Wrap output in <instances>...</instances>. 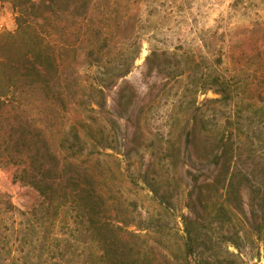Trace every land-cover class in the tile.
Listing matches in <instances>:
<instances>
[{
    "label": "trees",
    "instance_id": "obj_1",
    "mask_svg": "<svg viewBox=\"0 0 264 264\" xmlns=\"http://www.w3.org/2000/svg\"><path fill=\"white\" fill-rule=\"evenodd\" d=\"M2 1L16 28L0 32V164L40 197L29 210L17 209L24 222L17 264L27 263L31 248L38 250L34 264H43L44 253L64 258L77 250H87L82 264H245L244 242L259 240L264 250L263 21L239 29L212 60L188 48L179 56L150 49L143 75L164 73L161 92L174 88L178 106L158 161L148 164L141 183L121 165L119 122L107 107V90L140 52L130 15L94 26L87 11L96 0ZM113 29L122 31L120 44L112 43ZM79 50L95 68L80 85L85 98L72 89ZM206 91L217 97L196 105L195 95ZM115 94L121 111L139 98L129 81ZM153 100L138 107L135 144ZM187 156L198 163L195 171L183 170ZM181 177L189 181L190 214L176 216L170 189ZM15 209L0 191V264L13 251L5 215ZM176 217L180 226L170 225Z\"/></svg>",
    "mask_w": 264,
    "mask_h": 264
},
{
    "label": "rangeland",
    "instance_id": "obj_2",
    "mask_svg": "<svg viewBox=\"0 0 264 264\" xmlns=\"http://www.w3.org/2000/svg\"><path fill=\"white\" fill-rule=\"evenodd\" d=\"M87 15L94 26L103 25L102 20L108 17L122 22L125 17L130 15V20L134 22L131 36L132 38L137 37L140 52L137 58L130 62V72L123 80L119 79L116 86L107 90V107L115 114L119 122V128L116 131V144L120 153L121 165L125 172L143 183L145 182L142 179L143 172L146 171L150 162L158 161L157 156L165 146V140L172 125L173 112L178 106L174 88L164 93L161 92V87L166 79L164 73L154 72L147 78L143 75L145 58L150 49L168 50L179 56L185 48H188L197 54H204L212 60L211 54L225 50L227 43L239 35V29L248 27L255 20L264 22V0H132V3L130 0H96L87 11ZM15 28V19L9 3L0 0V32L14 31ZM121 32L113 29L111 33L113 36L112 43L119 42L120 44L122 42ZM103 37H107V35L101 34V38ZM72 39L74 40V37ZM107 43L109 42L107 41ZM110 47L112 46L110 45ZM133 48L131 47L130 50ZM83 53L82 50L78 51L79 59L71 72L75 76H79L72 89L83 93L81 95L85 98L80 85L90 81L89 77L95 68L84 59ZM88 75L90 76L87 77ZM124 81L133 84L139 95L136 104L127 111H121L115 105V92ZM153 97L152 108L141 116V130L135 144L132 138L135 132L134 121L138 107ZM214 97H217V94L213 91L198 92L195 95V104L199 105L207 98ZM209 106L213 105L209 104ZM136 145V149L130 150ZM128 150L130 151L128 152ZM245 166L249 170L252 162H248ZM198 167V163L192 157H186L183 170L195 171ZM160 174L162 178L160 180L164 182L162 183L163 190L166 189L167 185L165 175L161 171ZM177 180L174 184L175 187L170 189L169 204L171 210L176 216L180 212L190 214L185 207V194L189 181L185 177ZM145 184L147 186V183ZM0 191L9 196L16 208L11 215H5V219L9 220L8 224L11 228L10 231L7 230L6 232H8L9 240L14 246L12 253L6 257L3 264H17L15 262L16 247L23 235L24 227V222L17 209L29 210L40 201V197L33 188L14 182L10 171L4 168L2 164H0ZM249 192V185L244 184L242 196L248 214ZM141 218L138 220L144 226L145 223H141V221L146 218V214L142 213ZM169 224L180 226L179 218H174ZM1 232L0 230V237L2 236ZM59 232L62 233L61 230ZM228 248L234 250L231 246ZM30 250L29 256L23 259L27 263L23 262V264H34L39 260L36 257L38 250L35 248ZM239 252L245 264H264L263 244L259 240L253 239L244 242ZM86 257L87 250L81 254L77 250L74 254L68 253V256H64V258L58 254L52 256L44 253L41 259L43 264H82Z\"/></svg>",
    "mask_w": 264,
    "mask_h": 264
}]
</instances>
